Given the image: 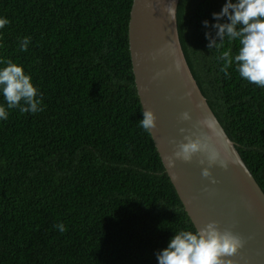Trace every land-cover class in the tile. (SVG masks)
I'll use <instances>...</instances> for the list:
<instances>
[{
    "label": "trees",
    "instance_id": "16d2710c",
    "mask_svg": "<svg viewBox=\"0 0 264 264\" xmlns=\"http://www.w3.org/2000/svg\"><path fill=\"white\" fill-rule=\"evenodd\" d=\"M132 1L0 0V18L10 21L0 60L22 66L44 108L8 110L0 93L9 113L0 119V264H158L175 233L193 231L139 126ZM224 3H185L178 34L208 106L264 192V88L235 65L228 77L220 71L217 57L229 47L236 54L238 41L216 51L205 39L215 30L202 22L217 23Z\"/></svg>",
    "mask_w": 264,
    "mask_h": 264
},
{
    "label": "water",
    "instance_id": "95a60500",
    "mask_svg": "<svg viewBox=\"0 0 264 264\" xmlns=\"http://www.w3.org/2000/svg\"><path fill=\"white\" fill-rule=\"evenodd\" d=\"M189 1H132L128 37L141 107L156 117L150 134L193 231L214 221L244 241L227 258L232 264H264V192L208 106L178 34ZM185 112L188 120L181 119ZM185 137L199 139L203 147L190 162L174 159ZM213 154L217 160L209 167ZM167 158L174 159L173 167ZM204 168L210 177L201 175Z\"/></svg>",
    "mask_w": 264,
    "mask_h": 264
},
{
    "label": "clouds",
    "instance_id": "9594fccd",
    "mask_svg": "<svg viewBox=\"0 0 264 264\" xmlns=\"http://www.w3.org/2000/svg\"><path fill=\"white\" fill-rule=\"evenodd\" d=\"M175 8H167L169 14H173ZM217 23L209 26L208 21H203L205 28L215 30V36L211 32H205V39L209 41L207 47L219 51L224 48L225 40L228 43L238 41L239 48L233 54L231 47L220 52L218 60L223 61L220 71L228 77V69L235 65L239 76L258 87L264 88V0H225L219 13L212 14ZM224 18L228 22L220 23ZM10 21L0 18V29L8 25ZM217 38L219 43H217ZM31 38L25 37L20 42V50L27 51ZM5 67L0 68V93L6 101L7 109H19L21 114H35L44 108L38 98V90L31 83V77L26 75L22 66H18L11 60H0ZM8 111L0 106V119H8ZM139 126L145 132H152L156 128V117L151 110L142 113ZM181 119L188 120L187 112ZM186 143H181L179 150L174 153V159L190 162L192 157L203 150L199 139L185 137ZM174 159L167 158L168 167L174 166ZM209 167L216 163V155L208 157ZM221 166L224 165L221 163ZM204 178L210 177L208 168L202 170ZM56 228L64 233L67 231L63 223H58ZM242 238L230 230L221 231L216 222H210L195 231L181 230L170 239L167 247L156 253L158 264H232L228 257L236 255L243 247Z\"/></svg>",
    "mask_w": 264,
    "mask_h": 264
},
{
    "label": "bare ground",
    "instance_id": "6f19581e",
    "mask_svg": "<svg viewBox=\"0 0 264 264\" xmlns=\"http://www.w3.org/2000/svg\"><path fill=\"white\" fill-rule=\"evenodd\" d=\"M179 32V31H178ZM133 69V68H132ZM210 106V105H209ZM211 108V107H210ZM219 121V120H218Z\"/></svg>",
    "mask_w": 264,
    "mask_h": 264
}]
</instances>
